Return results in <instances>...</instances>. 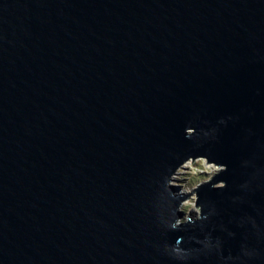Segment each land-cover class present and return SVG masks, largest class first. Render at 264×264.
Masks as SVG:
<instances>
[{
	"label": "water",
	"instance_id": "water-1",
	"mask_svg": "<svg viewBox=\"0 0 264 264\" xmlns=\"http://www.w3.org/2000/svg\"><path fill=\"white\" fill-rule=\"evenodd\" d=\"M175 154L228 165L199 190L223 257L191 264H264V0H0V264H177L164 242L204 233L158 226Z\"/></svg>",
	"mask_w": 264,
	"mask_h": 264
},
{
	"label": "clouds",
	"instance_id": "clouds-1",
	"mask_svg": "<svg viewBox=\"0 0 264 264\" xmlns=\"http://www.w3.org/2000/svg\"><path fill=\"white\" fill-rule=\"evenodd\" d=\"M233 119L229 116L227 119L220 118L215 125L207 128H198L197 126H187L185 128L186 138L195 137L197 142L204 144L218 139L220 126L227 125L228 120ZM193 124L194 121H190ZM177 163L170 165L156 181L158 189L153 200V207L156 210V219L158 226L165 232L178 231L187 225L198 226L204 233L203 237L190 236L187 241L183 236L177 237L175 243L164 242L163 247L170 253L172 259L177 264H191V261L198 259V254L202 251L212 252L214 250L218 258L223 257L224 239L214 237L206 231V221H212L217 216L218 209L215 206L209 207L208 202H201L200 192L202 186L211 185L213 189H223L227 187V181L217 177L228 170V165L213 159L209 154H175ZM245 167L254 166V161L244 160ZM256 174H259L257 170ZM175 189V190H174ZM253 179L250 178L240 184V194L233 197L235 204L247 202L248 194L254 191ZM183 215H180V214ZM255 219L250 214H244ZM241 227L247 226L239 217L235 221ZM222 232L228 237H235L236 233L226 224L219 225ZM193 242L199 247H193ZM157 247H160L157 245ZM260 255L258 249L250 247L247 243L241 246V255L229 257L234 264L241 261V264H247L248 260Z\"/></svg>",
	"mask_w": 264,
	"mask_h": 264
}]
</instances>
